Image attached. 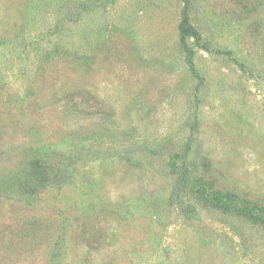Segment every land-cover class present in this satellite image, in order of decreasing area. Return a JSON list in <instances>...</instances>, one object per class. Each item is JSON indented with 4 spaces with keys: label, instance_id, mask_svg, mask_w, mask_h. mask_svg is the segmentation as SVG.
<instances>
[{
    "label": "rangeland",
    "instance_id": "374dc122",
    "mask_svg": "<svg viewBox=\"0 0 264 264\" xmlns=\"http://www.w3.org/2000/svg\"><path fill=\"white\" fill-rule=\"evenodd\" d=\"M184 4L0 0V264H264V0Z\"/></svg>",
    "mask_w": 264,
    "mask_h": 264
},
{
    "label": "trees",
    "instance_id": "16d2710c",
    "mask_svg": "<svg viewBox=\"0 0 264 264\" xmlns=\"http://www.w3.org/2000/svg\"><path fill=\"white\" fill-rule=\"evenodd\" d=\"M178 28L180 41L185 42V37L190 36L195 39L196 44L199 45L203 50H212L209 45L202 42V37L199 31L196 28L192 27L189 23L187 0H185V4L182 9L181 21L178 25ZM189 52L190 54L186 57L188 66L192 70V72L197 73L192 59V51ZM217 52L224 51L217 50ZM225 53L229 54V51H225ZM32 150V152H35V149ZM68 153L69 152L66 151L56 150L52 153H46L42 155H29V159L27 160L25 166L19 167L21 168V171L19 172L17 170V172L15 173V185L13 187L14 192H17V194L21 196L22 200L27 201L28 195L33 196L40 190H44L51 186L58 185L61 182H64L70 171H74V169L76 168V162H73V160L71 161V157ZM188 190V181L186 179L182 181L181 179L177 192L182 191L183 193H187ZM23 196H25L26 198H23ZM31 221H29L30 227L27 228V233L30 238L39 237V234L37 233V229L39 227L37 226V223ZM88 229L89 225L84 223L82 228V235L80 236L83 240H85L86 236H88L85 235V233L89 231ZM97 234H99V232ZM98 244H101V242H99ZM87 245L92 246L89 242L87 243ZM101 246L103 245L101 244Z\"/></svg>",
    "mask_w": 264,
    "mask_h": 264
}]
</instances>
